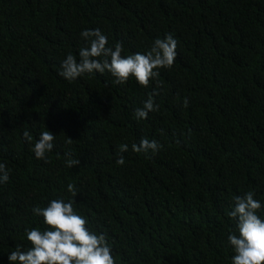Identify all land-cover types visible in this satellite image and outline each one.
<instances>
[{
  "label": "trees",
  "instance_id": "obj_1",
  "mask_svg": "<svg viewBox=\"0 0 264 264\" xmlns=\"http://www.w3.org/2000/svg\"><path fill=\"white\" fill-rule=\"evenodd\" d=\"M85 29L125 56L172 34L177 56L148 87L107 71L66 80ZM150 96L158 110L137 119ZM48 130L45 162L32 148ZM144 138L159 150L134 152ZM0 163V264L47 228L32 209L53 199L106 235L116 264H231L233 197L252 191L264 218V0H0Z\"/></svg>",
  "mask_w": 264,
  "mask_h": 264
},
{
  "label": "clouds",
  "instance_id": "obj_2",
  "mask_svg": "<svg viewBox=\"0 0 264 264\" xmlns=\"http://www.w3.org/2000/svg\"><path fill=\"white\" fill-rule=\"evenodd\" d=\"M80 36L87 44L79 49V59L68 53L60 64L59 76L69 81L84 74H103L107 71L115 78L116 84H125L129 79H135L142 87H148L152 79L159 75L156 70L172 67L177 56L178 41L172 34L155 39L146 54L126 56L122 55V43L108 46V38L100 29H85ZM184 103L187 104L186 99ZM158 107L150 96L142 107L134 110V115L137 119H145L149 112L157 111ZM23 136L26 141H32L27 130ZM54 140L55 135L51 131L41 132L32 148L38 160L47 162L46 153L53 149ZM67 143L71 144L72 139L69 138ZM159 147L155 140L144 138L138 145L134 143L132 150L147 154L150 150L155 153ZM127 151V144L119 146L120 153ZM66 155L68 167L80 164L78 159L71 157V153ZM116 163L124 164L123 155L119 156ZM8 179L9 170L4 163H0V183ZM67 191L73 197L77 196L73 184L68 185ZM261 208V202L254 198L252 191L233 197V206L227 213L236 221L235 229L227 236L234 251L231 264H264V218L258 215ZM32 211L34 215L43 217L47 228L26 229V238L31 247L22 250L18 246L10 252L8 260L11 264H116L106 235L89 230L88 221L76 211L72 201L53 199L46 207L37 206Z\"/></svg>",
  "mask_w": 264,
  "mask_h": 264
}]
</instances>
